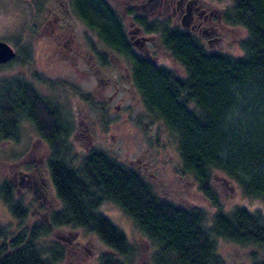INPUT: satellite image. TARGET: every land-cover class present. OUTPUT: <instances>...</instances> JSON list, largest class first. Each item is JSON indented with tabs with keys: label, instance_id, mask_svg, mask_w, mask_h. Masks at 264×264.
<instances>
[{
	"label": "trees",
	"instance_id": "1",
	"mask_svg": "<svg viewBox=\"0 0 264 264\" xmlns=\"http://www.w3.org/2000/svg\"><path fill=\"white\" fill-rule=\"evenodd\" d=\"M230 1L225 20L247 32L240 55L209 50L188 33L166 42L185 69L184 76L141 56H129L145 108L175 136L182 172L194 177L213 205L210 216L203 209L162 198L134 168L99 149L89 148L75 164V152L66 139L69 126L59 118L57 105L40 99L29 85L25 110L49 145L50 176L62 202L50 224H71L95 233L110 249L96 264H130L132 253L125 233L97 210L103 201L116 204L139 233L157 245L151 264H229L218 252V238L264 248V209H226L211 185L218 173L264 203V0ZM72 2L110 49L128 52L120 21L104 0ZM9 81H0V115L11 105L21 106L20 99L12 98ZM2 196L13 217L23 218L26 211L11 201L9 187ZM50 231L49 226L22 225L12 234L0 224V264H58L62 248L39 242ZM251 261L264 264V257L254 254Z\"/></svg>",
	"mask_w": 264,
	"mask_h": 264
},
{
	"label": "flooded vegetation",
	"instance_id": "2",
	"mask_svg": "<svg viewBox=\"0 0 264 264\" xmlns=\"http://www.w3.org/2000/svg\"><path fill=\"white\" fill-rule=\"evenodd\" d=\"M17 1H20L32 14L26 17L22 30L23 38H25V54L20 55L17 46L9 43L15 51V55L8 61L0 63V66L10 65L14 62L21 65V68L8 70L9 76L5 78L6 81L10 80L9 90L14 89L13 100L18 101L20 99L21 106L13 107L11 105L7 112L5 111L4 114L2 113L3 115H0V140L9 143L12 147L14 144L19 147L18 153L15 152L9 158L0 159V163L7 165V169L0 172V175L4 177L3 184L0 185V198L7 208L8 203L2 195L6 194V189L9 187L12 194L11 201L19 202L26 213L23 214V218L13 217L18 222L15 231L10 225H2L7 226L12 234H16L19 231V226L22 225L29 228L33 225L38 227L49 226L51 230L53 228H66L67 226L74 228L75 226L71 224L54 226L50 224L51 214L62 207V202L56 195V191L55 194L53 193L55 188H53L48 163L49 145L34 129L27 116L26 105H28L29 85L40 99L45 97L57 105L59 118L69 126L66 139L71 146V141L68 139L71 124L61 110L60 101L49 93L45 94V88L54 86L52 82L54 76L48 73L54 62L57 60L72 61L74 70H76L75 73H84L85 75L89 71V75L92 74V69L97 66L93 71L96 79L113 87L111 94L107 95L106 101L102 100L101 106H103L104 103H109L115 97L116 93L120 91L121 85L122 90L137 89L132 79L130 55L141 56L154 64L171 69L178 76H184L177 73L182 65L173 56L172 51L167 47L168 44H166L167 41H170L171 36L186 37V34L191 33L209 50H226L232 41L231 26L234 24L224 18L225 12L230 6L219 4L216 0H104L105 5L115 12L120 21L123 29V40L127 44L128 52L121 50L116 52L102 41L93 27L79 17L76 11L78 7L72 0ZM92 32L96 35L95 40L91 35ZM98 42L102 43L101 47L98 46ZM34 45L39 46L43 62L41 68L33 67L32 72H30L29 65H33L30 60V51ZM113 60L122 61L119 62V66L125 68L127 72L123 82L112 78L119 77V75L106 76L105 78L101 74L103 72L101 69L108 68ZM162 60L173 62L178 68L173 69ZM79 62L83 63L82 68L77 66ZM182 69L185 74V69ZM116 70L118 72L119 68L112 69L114 74H116ZM56 84L59 90L69 86L61 81ZM55 90L56 88L52 89V91ZM69 90L72 95L77 93L76 89L70 88V86ZM80 95L81 101L79 103L83 106L92 102V95L88 92H80ZM75 102L77 104V100ZM119 107V103L115 104V108ZM82 120L83 118H79V123ZM21 126L26 129L23 130L24 127ZM79 133L85 138L89 136L88 133L85 136L83 130ZM74 136L79 139L77 133ZM89 142L88 138L87 143ZM137 161L139 162L137 170L144 167L147 169L145 161L141 162L140 157L137 158ZM137 172L139 173V171ZM153 176L157 177L155 174ZM28 202L32 207L31 212L27 211L28 205L26 203ZM56 203H59L60 206L53 209ZM30 216L33 220L30 219ZM57 234L58 237L71 244L75 243L78 237V232L74 230Z\"/></svg>",
	"mask_w": 264,
	"mask_h": 264
},
{
	"label": "rangeland",
	"instance_id": "3",
	"mask_svg": "<svg viewBox=\"0 0 264 264\" xmlns=\"http://www.w3.org/2000/svg\"><path fill=\"white\" fill-rule=\"evenodd\" d=\"M216 1L222 5H231L230 0ZM31 14L32 12L24 7L20 1L0 0V39L17 46L20 55L25 54V38H23L22 30L26 17ZM231 34L232 41L224 51L232 55H240L242 51L241 41L246 37L247 32L243 26L234 23L231 26ZM91 35L95 40L94 32ZM93 42L95 43V41ZM99 43L98 46L101 47L102 43ZM30 60L33 62V65H29L28 68L30 72H32L33 67H42L43 56L40 55L38 45H34L30 51ZM162 61L168 63L173 69L178 68L173 62ZM119 62L122 61L113 60L108 68H102V76L106 78V76L119 75V77L112 78L122 81L127 72L125 68L119 66ZM77 66L82 68L84 65L79 62ZM96 67L92 69L90 75V71L86 75L84 73L79 74L75 73L76 70H74L72 61L57 60L48 70V73L54 76L52 78L54 86L52 88L46 86L45 94L49 93L60 101L61 110L71 124L68 139L71 141L72 151L76 155L74 163L78 164L82 154L89 148H96L112 155L136 170L138 169L137 165H139L137 158L140 157L141 162L145 161L147 169L144 167L137 171L151 184L159 196L183 207L203 209L210 216L214 210L213 205L199 190L198 182L194 177L189 173L182 172L175 136L168 131L161 119L153 116L145 108L137 89L122 90L121 85L120 91L116 93L115 97L109 103H104L101 106L102 100L106 101V97L111 94L113 87L96 79L93 73ZM114 67L119 68L118 72L116 70V74L112 71L115 69ZM15 68H21L20 63L14 62L10 65L0 66V79L8 78V70H15ZM182 68L183 66L177 72L180 75H184ZM60 81L69 85L70 88H75L77 93L72 95L69 86L59 90L56 83ZM55 88L56 90L52 91ZM80 92L91 94L92 102L86 106L79 103L81 101ZM75 100H77V104ZM117 103L120 104L119 108H115ZM79 118H83L81 123H79ZM25 129L24 127L23 130ZM82 130L85 136L87 133L89 134V143H87L88 138L79 133ZM76 133L79 139L74 136ZM17 150H19L17 144L12 147L9 143L0 140V159L11 157ZM5 169H7V165L0 163V172ZM3 178L0 175V185L3 184ZM225 178L216 173L211 180V185L224 208L230 209L235 205H244L250 210L264 209V203L260 198L245 195L238 183ZM53 193L55 194L54 189ZM26 204L28 205L27 211L31 212V204L29 202ZM58 206L60 204L56 203L53 209ZM97 210L109 217L125 233L128 241L132 244V253L127 258L130 264H151V254L157 250V245L139 233L128 215L111 201H103ZM30 219L33 220L31 216ZM0 224L10 225L13 230L18 225L17 219L13 218L1 198ZM68 230L78 232V237L73 244L58 237L57 233L64 234ZM39 242L44 245H58L62 248L63 258L58 264H96L98 256L102 252L110 251L95 233L87 232L80 227L53 228L48 234V238L45 241L40 239ZM217 247L218 252L229 264H251L254 254L257 257H264V248L255 244H238L218 238ZM119 257L124 258L122 255Z\"/></svg>",
	"mask_w": 264,
	"mask_h": 264
},
{
	"label": "water",
	"instance_id": "4",
	"mask_svg": "<svg viewBox=\"0 0 264 264\" xmlns=\"http://www.w3.org/2000/svg\"><path fill=\"white\" fill-rule=\"evenodd\" d=\"M15 55L13 47L5 40L0 39V63H4Z\"/></svg>",
	"mask_w": 264,
	"mask_h": 264
}]
</instances>
